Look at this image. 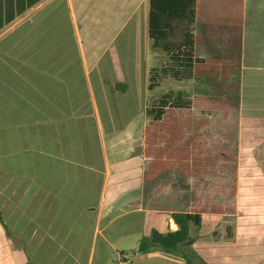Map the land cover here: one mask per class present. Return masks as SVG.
Returning a JSON list of instances; mask_svg holds the SVG:
<instances>
[{
	"label": "crops",
	"instance_id": "obj_1",
	"mask_svg": "<svg viewBox=\"0 0 264 264\" xmlns=\"http://www.w3.org/2000/svg\"><path fill=\"white\" fill-rule=\"evenodd\" d=\"M31 2L6 0L16 17L0 30V264L206 261L198 238L221 221L191 223L192 243L174 253L138 252L154 230L178 229L173 213L218 205L207 193L173 211L156 181L168 173L145 179L147 80L167 59L150 0ZM193 30L201 58L240 52L236 110L264 123V0H198Z\"/></svg>",
	"mask_w": 264,
	"mask_h": 264
},
{
	"label": "trees",
	"instance_id": "obj_2",
	"mask_svg": "<svg viewBox=\"0 0 264 264\" xmlns=\"http://www.w3.org/2000/svg\"><path fill=\"white\" fill-rule=\"evenodd\" d=\"M17 1L19 3L20 0ZM29 1L32 5L33 2ZM197 4L198 0H150L149 35L153 46L161 49L169 61L166 66L152 69L151 78L155 79L161 73L177 81L194 79L206 83L212 95L193 96L182 90L169 89L151 100L146 110L148 123L144 139V154L150 159L146 181L175 170L194 177L213 174L221 161L232 159L227 148L217 152L210 149L201 134L208 120H196L194 114L221 112L226 116L231 109L238 107L239 87L232 74L240 69L241 55L240 52H230L209 58L199 57L193 30ZM15 17L14 11L7 9L6 0H0V30ZM177 31H182L183 37L173 41ZM153 85L155 82H151L150 89L154 88ZM185 133L189 135L185 136ZM235 192L236 187L233 186L232 194ZM206 201L205 206L197 211L173 213L172 219L178 229L166 234L154 230L150 237L142 238L138 252L147 254L158 248L174 253L181 245L191 244V223L201 227L204 221L213 219L216 224L227 213L225 207L215 205L209 197ZM203 213H206L204 217ZM188 262L191 264L189 259Z\"/></svg>",
	"mask_w": 264,
	"mask_h": 264
},
{
	"label": "rangeland",
	"instance_id": "obj_3",
	"mask_svg": "<svg viewBox=\"0 0 264 264\" xmlns=\"http://www.w3.org/2000/svg\"><path fill=\"white\" fill-rule=\"evenodd\" d=\"M182 37L176 34L172 40L179 41ZM168 64V59L166 62L158 61L156 68ZM151 74L147 80L148 104L169 89L182 90L193 96L212 95L206 83L177 81L161 73L152 79ZM151 82H155L153 89H150ZM194 115L196 120H208L201 134L210 149L217 152L227 148L232 159L221 161L213 175L190 177L173 171L167 177L156 180L157 184L166 187L168 208L191 211L194 206L199 208L202 199L209 193L216 204L227 209V213L212 234L198 238L207 242L204 255L208 261H201V264H264V123H241L236 108L226 116L221 112H195ZM187 135L189 133H185ZM234 185L236 194H232ZM194 199L201 202L197 204ZM194 230L195 240L200 233L197 234L199 229Z\"/></svg>",
	"mask_w": 264,
	"mask_h": 264
}]
</instances>
